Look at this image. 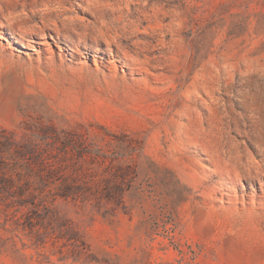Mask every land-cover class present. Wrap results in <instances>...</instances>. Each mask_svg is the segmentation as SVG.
Returning a JSON list of instances; mask_svg holds the SVG:
<instances>
[{"label": "rangeland", "instance_id": "1", "mask_svg": "<svg viewBox=\"0 0 264 264\" xmlns=\"http://www.w3.org/2000/svg\"><path fill=\"white\" fill-rule=\"evenodd\" d=\"M3 178L0 264H264V0H0Z\"/></svg>", "mask_w": 264, "mask_h": 264}, {"label": "trees", "instance_id": "2", "mask_svg": "<svg viewBox=\"0 0 264 264\" xmlns=\"http://www.w3.org/2000/svg\"><path fill=\"white\" fill-rule=\"evenodd\" d=\"M55 141H58V139H55ZM64 144V143H63ZM53 164H51L50 162H47L46 159L40 158L38 161V171H39V175H40V181L43 187H47L48 184H52L53 183V174L56 173L55 169L52 168ZM60 168V167H58ZM55 180H61L60 181V185H59V189L56 192V194L51 195L52 200L55 199V197H60L63 199H68V198H72V199H76V198H80L81 199H90V196L88 195H83V194H78V191H80L81 186L77 185L75 182H69L68 180H66L64 177H59ZM14 182L10 179V178H3L0 179V199L1 200H7V199H11L12 197H18L21 198L23 197L25 190L23 188V185L20 186H16V190H14ZM113 189H118V187H113ZM29 199H31L32 201L34 199H39V203L43 206L44 209H48L47 206V199L49 198L46 194L42 195L39 194L38 196H34V195H30L28 196ZM96 198V197H95ZM106 198L108 200H112V201H116L120 198V196H116L114 194H107ZM13 203V202H12ZM18 206L23 205L22 202H16ZM33 205L36 206L35 202H32Z\"/></svg>", "mask_w": 264, "mask_h": 264}, {"label": "bare ground", "instance_id": "3", "mask_svg": "<svg viewBox=\"0 0 264 264\" xmlns=\"http://www.w3.org/2000/svg\"><path fill=\"white\" fill-rule=\"evenodd\" d=\"M117 19H118V18H117ZM118 20H119V19H118ZM100 24H101V23H100ZM55 25H56V23H55ZM102 25H103V26H107L106 23L101 24V26H102ZM137 27H139V26H137ZM102 28H105V27H102ZM106 28H108V27H106ZM108 29H109V30H112V27H109ZM116 30H117V29H116ZM105 31H106V30H105ZM105 31H104V32H105ZM113 31L115 32V30H113ZM136 31H138V29H137ZM114 32H113V33H114ZM117 32H118V31H116V32L114 33V34L116 35L115 37H114V34H112L114 38H112L111 36H109V39H111V41L109 40L110 42L108 41V43H113L114 45L119 46L120 43L118 44V41H117L116 39H117L118 36L120 37V35L117 36V34H118ZM124 32H125V31H124ZM144 32H145V31H144ZM146 32H147V31H146ZM101 33H103V32H101ZM109 33H110V31H109ZM103 34H104V33H103ZM144 35H146V34H144ZM148 35H149V34H148ZM142 36H143V35H142ZM146 36H147V35H146ZM164 36H165V35H164ZM110 37H111V38H110ZM120 40H121V39H120ZM120 40H119V41H120ZM162 42H163V41H162ZM164 42H165V41H164ZM164 42H163V43H164ZM139 43H141V42H139ZM149 44H150V43H149ZM159 44H160V43H159ZM145 45H146V43H145ZM163 45H164V44H163ZM122 46H123V45H122ZM148 46H149V45H148ZM164 46H165V45H164ZM123 47H124V46H123ZM120 48H121V47H120ZM123 50H124V49H123ZM124 51H126V50H124ZM144 51H145V50H144ZM128 55H130V54H128ZM127 57H128V56H127ZM134 58H135V57H134ZM135 59H136V58H135ZM134 61H135V60H134Z\"/></svg>", "mask_w": 264, "mask_h": 264}]
</instances>
